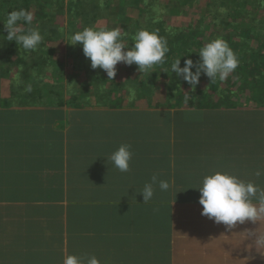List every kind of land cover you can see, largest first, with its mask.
<instances>
[{
  "label": "trees",
  "instance_id": "trees-1",
  "mask_svg": "<svg viewBox=\"0 0 264 264\" xmlns=\"http://www.w3.org/2000/svg\"><path fill=\"white\" fill-rule=\"evenodd\" d=\"M142 1L123 0L124 5L117 9L114 0H0V104H42L64 107L74 104L83 105L84 96L86 105L91 95H94L99 103H109V110L106 112L109 133L113 135L120 133L125 138L126 144L129 141L131 147H138L142 152L147 150L153 152L154 171L158 181L166 177L171 178L172 186L164 196L159 183L154 185V196L151 199L153 228L156 230L159 246L171 245L172 234L176 231V241L179 247H182L181 243L185 244L187 239L184 232H192L190 230L192 219L187 216L184 224L178 223L176 211L179 205L183 204L199 206L200 192L196 188L202 185L206 175L217 171L228 172L264 189V132L251 139L250 118L245 119L235 115L243 112L252 116L253 107L236 109L241 105L235 99L237 90L234 89V84L228 85L226 82L227 85H224L225 80L221 81L219 78L211 81L202 74L200 80L209 79L210 82L201 88L199 84L195 90H192L191 85L171 72V64L176 59H181V67L184 66L186 59L198 61L199 51L207 44L202 37L206 30H209L210 39H224L237 54L239 59L237 75L241 80L247 77L249 79V82L243 80V84L251 91L250 82L264 88V18L258 17V12L262 6L264 7V0H261V3L258 0H210L206 14L213 19V23H207L202 18L199 20V25L190 22L177 26L169 22L166 16L178 14L177 11L181 7L190 8L194 0H175L178 3L175 9L176 3L172 6L171 3L164 4L159 0H146L148 1L146 7L149 9L145 10L147 12L145 15L139 17L140 13H136V8H139L138 4ZM129 5L133 6L130 11L127 9ZM155 6L160 9H154ZM33 8H36L37 12L36 15L33 14L32 24L28 25L23 21L20 24L25 30L32 27L40 31L43 40L34 51L25 50L21 45L7 41V31L4 26L11 11L25 9L32 13ZM65 9L68 10L71 20V28L68 32L72 34L82 31L78 30L82 23H86L84 28L95 27L93 23L97 20L117 15L120 17L117 18L118 22L109 29L116 27L120 31L122 29V36L127 40L129 47L134 44L135 34L141 29L157 31L161 37H164L168 42V52L163 62L154 65L146 73H153L155 79L147 80L149 84L142 82L141 84L149 87L138 91L155 93L157 73L162 71L165 76H170L174 81L167 91L165 103H158V107L165 108H155L154 111L120 110L122 105L118 104V100L126 99L127 96L119 88H107L108 79L102 73L103 70L92 69L90 59L84 56L82 45H71L70 36L66 34L64 39L66 48L69 49L68 56L75 57L76 62L86 64L89 80L84 85L79 83L78 86L76 75L66 74L65 61L56 57L55 48L52 47L54 42L60 41L65 35L62 25L56 19V12L65 14ZM184 10L186 9L183 8L182 11ZM86 15L87 19L83 17ZM80 17H83L82 22ZM142 18H148L149 21L139 25ZM220 26L228 31V36L222 34L218 36L217 27ZM95 28L100 29V27ZM132 68L138 66L133 64ZM166 70L168 73L165 72ZM4 81L8 83L6 95L2 90ZM185 85L188 86V94L182 93L180 88L177 89ZM244 85L240 90L245 89ZM29 86L31 91H27ZM136 92L137 90L133 88L130 93L132 95L129 96L134 97ZM257 98L260 102L257 103V110L254 111L262 114L264 89L257 90ZM77 112L81 113L84 119L86 117L89 119L90 111L84 109ZM27 113L29 119L36 115ZM58 115L60 123H63L64 112L60 111ZM156 115L160 119L157 117L158 119L154 120ZM262 119L264 124V117ZM137 120L142 129L136 125ZM91 121L95 123L94 118ZM252 140L260 142L262 149L259 151L251 149L249 146ZM249 150L250 153H247ZM257 170H262L260 176H256ZM252 202L256 207H264L256 198H252ZM199 211L198 209L197 216L200 214L202 219L205 218L206 216ZM195 215L192 213L190 217ZM244 223V221L239 222V225L236 223L237 234L242 233L240 228L245 226ZM260 223L263 233V213ZM117 224L115 222V227ZM217 225L225 229V225ZM201 228L210 229L205 221L202 222ZM237 237L234 236L231 240L236 239L240 242L245 239L244 236ZM193 238H195L193 241L188 240V244L192 242L198 248L199 237ZM165 252L166 256L156 255L157 264H163L164 259L170 258L166 250Z\"/></svg>",
  "mask_w": 264,
  "mask_h": 264
},
{
  "label": "crops",
  "instance_id": "crops-1",
  "mask_svg": "<svg viewBox=\"0 0 264 264\" xmlns=\"http://www.w3.org/2000/svg\"><path fill=\"white\" fill-rule=\"evenodd\" d=\"M204 81L207 86L209 79ZM2 90L8 93L6 81ZM82 102L64 107L0 104V264H63L70 254L94 255L100 264H157L156 255L166 256L165 250L170 258L163 264H200L195 253L201 251L219 256L218 264H232L235 256L259 249L262 213L244 220L237 234L239 222L222 229L213 219L197 216L198 209L203 210L200 204L177 208L178 223L184 224L187 216L192 219V232H184L186 246L179 247L176 231L171 245L159 246L153 201L143 203L139 194L155 175L153 152L131 147L130 170L119 171L107 157L126 142L120 133L108 131V103H99L94 95L86 105ZM135 103L123 104L120 110H155L148 102ZM84 109L90 111L89 119L77 112ZM27 112L36 115L29 119ZM163 180L172 186L171 178ZM192 213L196 217H190ZM203 221L209 230L201 228ZM234 236L245 239L231 240ZM193 237H199L198 248L188 244Z\"/></svg>",
  "mask_w": 264,
  "mask_h": 264
},
{
  "label": "clouds",
  "instance_id": "clouds-1",
  "mask_svg": "<svg viewBox=\"0 0 264 264\" xmlns=\"http://www.w3.org/2000/svg\"><path fill=\"white\" fill-rule=\"evenodd\" d=\"M21 21L31 25L33 14L25 9L14 10L8 14L4 22L7 41L19 44L25 50L34 51L43 37L37 28L29 27L25 30L20 24ZM70 39L71 45H82L84 56L90 59L92 69L104 70L108 80L115 78L117 65L120 63L128 66L135 64L142 75L146 74L154 65L163 62L168 52L167 40L157 31L148 29H141L135 34V42L131 47L125 42L119 28L86 27L75 32ZM198 54V61L186 59L183 67L181 59H176L171 64V72L191 85L192 90L199 85L202 74L211 81L216 78L224 81L239 65L237 54L222 38L207 43ZM27 91H31L30 86ZM132 155L131 145L121 144L107 157V162L111 161L121 172H128ZM255 174L260 176L262 170H257ZM157 182L162 191L170 188L167 180L158 181L154 175L151 182L146 183L139 192L143 196V203L153 198L154 185ZM196 189L200 192L199 204L203 206L202 215L213 219L216 224L225 225L226 228L246 219H255L259 213H264V207L258 210L252 202V198H256L264 205V189L228 172L217 171L206 175L202 185ZM63 264H100V261L94 255L87 257L70 254L65 256Z\"/></svg>",
  "mask_w": 264,
  "mask_h": 264
},
{
  "label": "rangeland",
  "instance_id": "rangeland-1",
  "mask_svg": "<svg viewBox=\"0 0 264 264\" xmlns=\"http://www.w3.org/2000/svg\"><path fill=\"white\" fill-rule=\"evenodd\" d=\"M159 1H160V3H164V4L171 3L172 6H174L176 3L175 0L174 1L173 0H159ZM258 1L261 3V0H258ZM114 2H115L117 9H120V7L124 5L123 0H114ZM142 2L138 4L139 8H136V13L137 14L140 13L139 17H141L142 14L145 15L147 13V12H145V10L149 9L148 7H146L148 1L143 0ZM209 2H210V0H194V4H193V6H190V8H189V6L183 7L186 10L182 11L183 8L181 7L177 11L178 14H171V15L168 14L166 16V18L169 22H172V24L175 26L183 25V24L190 23V22H194V24L199 25V23H200L199 20H201L202 18H203V20H206L207 23H209V22L213 23V19L209 18V16L206 14L207 13L206 8H207V4ZM177 4L178 3H176V5L174 6V9L176 8ZM131 6L132 5H129L127 7V9L129 11L133 8V6L132 7ZM256 6H257V4H256ZM54 7L56 9V6H54ZM170 8H171V6H170ZM154 9H160V8H158V7L156 8V6H155ZM168 10H170V9H168ZM65 11H66L65 14L64 13L59 14L55 10V12L57 14L56 19L59 22V24L62 25V31L65 33V35L60 41L54 42L52 47L55 48L56 57H60L61 59H63L65 61L64 65H65V69H66V74H68V73L75 74L76 75L75 78L78 81V86H79V83H83L81 85H84L89 80V79H87L86 64L84 62L83 63L76 62L75 57H70L67 54V52H69V49L66 48V45H65L66 41L64 38L66 37V34L70 37L73 34L68 32V31H70V28H71V26H70L71 20L69 18L68 10L65 9ZM36 12H37L36 8H33L32 14L36 15ZM260 12H258V17L264 18V7L263 6H262V9L260 10ZM83 17L85 19H87V15L83 16ZM83 17L79 18L80 22L83 21ZM117 18H120V17L117 15H113L107 19L101 18L93 24L95 27L109 28L110 26H112L113 24H116L118 22ZM148 21H149L148 18H146V19L142 18L141 23L139 25H144ZM85 26H86V23H82L80 25V27L78 28V30L79 29L83 30ZM204 26H205V24H204ZM219 29H221V31ZM217 30H218V32H217L218 36L221 34L228 36V34H229V33H227L228 31L225 28L223 29L221 26L219 28L217 27ZM208 31L209 30H206L205 35L202 37V40L204 41V43H209L212 40L217 39V38L210 39ZM122 33H123V30L121 29V34ZM125 42L127 43V40H125ZM132 66L133 65L128 66L124 63L118 64L117 65V75L115 76V78L113 80H108L107 88H113V87L119 88L124 93V95L127 96L126 99H120L119 98L118 104H120V105H123V104L128 105L131 103L136 104L135 102L140 101L141 106L147 105V102H148V104L150 106H153V107L158 108V109H164L165 107H158V103H165V100L167 98V91L171 85V82L174 81L173 78H171L170 76H165L162 73V71L158 72L157 73L158 80H155L156 81V84H155L156 88H154L155 93H150V91H148L146 93L139 92L138 90H145L149 87V86H145V84H141L142 82L149 84L148 81L154 80L155 77H154L153 73L142 75V73H140L138 71V68H135L136 69L135 70L132 68ZM102 73H104V76L106 77V79H109L104 70L102 71ZM151 77H152V79H151ZM243 80H246V82H249L248 77L243 78ZM243 80H241L239 78V76L237 75L236 69H235L225 79L224 85H227V83H228V85H231V84L235 85L234 89L237 90V91H235V99L240 103V105L242 107H250L252 105V107H253L252 116L249 114H244L243 112L235 113V115L242 116V118H245V119L250 118L251 123H252V130H251L252 135H251V133H250V135H251V139H254L262 131L264 132V124H262V120H263L262 118L264 117V110H263L262 114H260L259 111H254V110H257V108H256L257 103L260 102V99L257 98V90L258 89L263 90L264 88L261 86H255L254 82L253 83L250 82V84L252 85L251 86L252 91H251L248 86H245L243 84L244 83ZM209 82H210V80H209ZM205 83L206 82L204 80H200L199 84L201 86L199 88L204 87ZM242 85L245 86V89L240 90ZM133 88L136 89L137 92H136V95L134 97H130L129 95H132L130 93L132 92ZM187 88H188V86L185 85L182 88L179 86L177 89L181 90L182 93L185 92L186 94H188ZM115 98H117V97H115ZM83 100H84V96L82 97V101ZM125 101H128V102L125 103ZM157 117L160 119V117L158 115H156V116H154V120L158 119ZM136 125L139 127V129H142V128H140L139 120L136 121ZM249 147L253 150L259 151L262 149V144L260 142H257L256 140H252V144ZM85 193L88 194V197L90 196L89 190H88V192L85 191ZM86 201L88 202V199H86ZM220 237H223V235L220 234ZM263 239H264V236H263ZM181 246L183 248L184 246H186V243L184 244V242H182ZM259 249L253 248L249 252V254L247 256L245 255L244 257L235 256V261H233L232 264H264V260L262 262V258L264 257V240L262 242V245L259 247ZM207 251L209 253H212L211 247ZM214 251H216L215 248H214ZM203 253L204 252H202V251L196 252V254L199 255V263L200 264H205V263L206 264H218V263H216V261H217L219 256L211 257L213 255H210L208 253H204V254ZM221 258H224V257H221ZM240 258H243V259L240 260Z\"/></svg>",
  "mask_w": 264,
  "mask_h": 264
}]
</instances>
